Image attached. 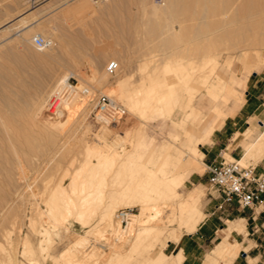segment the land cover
<instances>
[{
  "label": "rangeland",
  "instance_id": "obj_1",
  "mask_svg": "<svg viewBox=\"0 0 264 264\" xmlns=\"http://www.w3.org/2000/svg\"><path fill=\"white\" fill-rule=\"evenodd\" d=\"M171 1L172 3L169 0L170 6L171 4L174 3L172 6L173 10L174 11L177 10V11L173 12L174 15L173 13H170L171 15L164 14L166 17L170 16L169 18L171 19L173 18L172 20H174V16L176 17L175 20L182 19V21L181 20L179 21H181L182 24L186 26V28H188L189 30H192V27H194V25L196 26L195 28H197L198 25L197 23L199 21L203 25L204 23L206 24L208 21H209L208 23L211 24L209 25L207 23L206 25V27L210 26L209 27L210 29L208 30L207 34L206 33H205L206 35L204 34V36L206 37H204L203 34L201 36L199 34L198 35L199 37L197 36L198 38L196 39L195 38L196 36L193 32L192 33L190 32L192 36L189 34H187L188 36L187 35L182 36L183 39L181 40L180 46L184 45L185 47L189 44L190 50L189 48H187L188 47L187 46L186 49L184 48V51L180 53L181 55L179 56L180 57L183 56L181 57L183 59L179 58V56L172 57V60L176 65L174 67V72H176L179 75H182V73H185L187 71L196 70L195 71L196 74L202 72V74L209 75V77L211 76L210 77L211 80L217 79L216 77L217 74L223 76L225 80H229L231 75L236 74L239 79H243L247 72V67L246 64L244 63L245 60L243 59L244 56L243 53L245 52L244 50L246 49L248 52L247 57L251 58V60L255 62V65H259V64L261 65V68L259 70L253 71L248 76L245 84L240 83L236 85L235 89L237 95L231 96L228 101H224L223 99H217L215 102V99H213L209 94L206 93L204 87L194 98V103H196L198 102L200 95L205 94L206 99L201 105L203 107V110L200 112L201 114L204 115L200 116L199 115L200 113L197 112V114L194 115L195 117L192 116L191 118V120L193 121L191 120H189L190 122L187 121L185 125V129L191 130L196 136H198L201 134V127L205 123L215 121L216 123L215 129L217 128L214 131L213 135L209 138V140H205L202 145L198 146L200 151L202 152V155L200 157V162L202 164L200 166L201 169H197V168L190 169L189 167H187L184 164V162H186L184 159V154L180 156L178 152V148H176L177 146H175V142L173 141L175 133L182 135L184 134V127L182 126L181 119L182 117L185 116V113L188 110L187 108L183 109L180 106L176 110L177 113L175 115V119L177 121H172L171 119H169L168 116L167 118H164L166 117V114H168L167 112H169V109L167 110L166 107L171 108V105H168L163 109V112L165 110L164 117L160 116L162 115L161 114L162 111L161 113L159 112L160 114L158 113V111L156 112V114L158 113L159 116L158 115L156 116L155 112L146 113L145 117L142 114L141 116L140 114L136 116L129 115V117H132L133 119L132 118L128 119L127 116V119L125 120L126 125L123 124L116 127H113L114 125H109V127H106L108 128V130L106 129L107 133H105L106 135L108 134L107 136L105 134H103V136L101 135V133L104 132L105 130L104 129L103 131H101V129L105 127H102V123L97 122L96 119L94 118V115L91 114L92 109L94 108L98 98L100 100L102 95L105 94L109 96L113 95V94L110 95V93L112 90H116L114 81L117 77L123 75L122 77L124 79L126 78L125 79L126 88L128 89L131 88L133 89V86L134 89H136L137 87L140 86V82L142 81L141 79L146 74V70L143 71L142 69V65H143L142 63L145 60H147L148 55L149 56L154 55L155 51L156 53L158 52L160 53L159 50L161 48L160 45L162 43L161 40L163 41L164 38L166 37L169 38L168 37L169 33H167L165 29L167 25L164 24L166 26L163 28V23L164 22L171 23V20L169 21L168 17L167 18L165 17L166 20L163 19L164 15H162V13L155 15L152 9L154 8L152 7L153 4L161 5L162 3L165 2V0H0V56H1L0 57V112L1 114L12 115V116H16L20 114L23 116L27 115L29 112V109H27V107L30 108L33 105V102L37 100L41 95L43 96L45 93L47 94L50 91H52V89L56 86L58 81L63 76H65V73H70L71 71H72L70 73L71 84L73 86L76 85L78 87L83 85L82 88L84 87L85 91L91 92V94L89 95L86 94V92L80 91L78 98L75 101H73L71 105L72 107L68 109L66 116L67 118L65 119L62 125L63 129L68 132L66 136L68 139L64 138V140H68V141L65 142L62 140L63 139L62 136L60 137L62 138L60 141L64 142V145H66L64 146L63 150L67 148L65 149L66 151L65 150L63 151L61 149L63 154L61 153V151H59V154L55 153L56 151L55 149H57L56 147L60 145L58 143V145H55V147L52 146L50 148V151L47 150L46 153H44L43 150H40L38 151L36 156L31 154L33 155V158H31L32 157L31 156L29 158L31 159L30 161H26V159L23 158V162L21 163L23 165L16 162L17 164L16 163L14 164H16L17 166H14L13 163L6 164L7 168H5V165L2 166L3 169L1 168V170L3 172L1 171V174L2 173L4 174H2L3 175L2 179L0 176V180H1L0 181V190H1L0 247L2 245L6 247V250H2L0 248V258H1L0 264L3 263L2 258H4L5 251L8 252L10 251V255L11 256L13 255L12 257L16 260L14 261V264L15 262L17 264H56V263L57 264H66V263L67 264H107V263L150 264L151 263V262L149 263L150 259L155 258V256L157 257L159 255L160 250H163L168 255L169 254L172 255L175 252H177V250L181 249L179 242L177 243L176 247H171L165 250V241L167 237H169L170 234H172L173 231L176 230V232L180 233L182 235L181 238H183L185 235L188 234L186 229L183 228V223L181 221V216L179 213V206H177L179 205L180 203L179 201L181 198L179 195H177L178 198L177 197L175 198V196L170 198L166 197L163 199L158 198L159 203H156V205L157 207L160 208L161 212L160 215L155 219V221L151 222V224L156 223V225L162 229L150 232L144 238V240L140 242L142 244L138 245L139 248L138 247L136 248V245H133L135 243L132 244V241L134 242L135 240L133 233H127L126 237L122 236L123 240L121 239V241H116L117 238L115 233L112 234L113 232L111 233L112 234L111 236L109 235L110 233L109 234L107 233L106 234L107 236L106 235L104 236L102 234L103 230L101 229V225L103 226V223H101V225L99 226L97 225L100 224L99 222H100L102 206L98 207L97 208L98 210L96 209L97 211H99V213L96 211L97 214L95 213L96 215H93L91 217L93 220L91 219L90 220L91 223H89L87 226H82L81 224L76 223L72 219L66 221L65 224L63 222L62 225L56 224L57 222L53 219V217H51L52 215L51 216L49 215V211L46 206L47 203L44 202L46 201L48 195L46 193H43V190L45 189V186L49 188L54 186L55 182L59 180L62 174V170H63L62 168L67 166L68 160L71 159L72 155L73 156L76 155L75 157L78 159L74 163V165H72L71 168H76L81 166V163L83 161L81 150L82 151L84 150L83 146L86 145L85 141H88L87 143L90 142V144L92 145H97V144L103 145L104 143L103 140L109 139L111 141L108 140L107 142H109V144H112L111 149L112 147L114 148L116 146V148L118 147L117 148L118 150L121 147L119 149L121 152H125L124 148L126 146L127 156L129 154L130 155L134 154L135 152L136 154H138L137 157L134 159L135 161L133 162L132 161L128 162L127 160H125V163H127L128 165L129 163L135 164L134 162H137L134 166L130 164L131 168L136 169V171L139 170V167L137 166L141 164L140 167L141 166L142 167L139 171H143L145 168L158 170V168L161 166L160 169L163 168L164 171L169 175L179 174L181 172L185 176L184 184L179 189L181 194L186 195V193L189 190H192L194 187H196L197 184H202L203 186H200V188H202L203 192L201 193L199 205L201 207V210L204 211L206 214L205 218L207 217V213H208L207 208L208 207L211 208V206L213 207L211 208V211L213 212L210 216V219L218 218L220 215H222L223 208L218 207L222 203V198L211 187L209 183V176L208 173L206 172V169L208 163L210 164L215 162L216 160H221L223 157L226 158L227 160L241 159L246 151V146L250 142V139H248L247 134H245L246 133L245 131L248 130L247 128L253 129V137L258 136L263 130L257 124L256 118L251 117L248 123H242L241 125H238L237 131H234L235 133H232L229 139L225 141V143H221V144L215 143L217 131L225 126V123L229 118L236 116V114L241 110L240 109L236 114L227 117L230 114V112H228L229 111L228 106L232 103L240 104L244 101L245 98L247 99V97H249L253 92L252 85L254 82L258 83V87L256 88L255 92H257L258 90L260 91L264 90V60H263L264 58H262L264 56V44H263L264 34H261L262 35L261 36L260 30H255V28H252V26L259 27L260 22L264 20V15H263L264 0H174V1L171 0ZM261 2L263 4H261ZM221 3H223L222 6L220 5ZM260 4L263 7H260L261 6ZM174 5H177L178 8L177 6L175 8ZM223 5H225V7ZM204 7L206 8L209 7L210 9H208V11L204 10ZM213 7L218 12H216L213 9ZM223 7L225 8V11L223 10L224 9ZM200 9H202L201 12L204 10V13L202 12L203 16L206 15L205 17L207 18L209 16L210 17L208 19H205L201 15L200 16L201 18L200 17L198 18ZM219 9L221 10L220 12ZM236 11L240 16L236 15L237 14ZM260 11H261V15H258L260 14ZM197 13L198 15L196 16ZM229 14L231 15V17H233L232 19H235L236 22L238 21L237 24L234 22V20L231 19ZM20 16H24V19H26L27 24L37 22L36 27L32 29L29 27L30 25L28 26L29 28L24 27L22 25V22H20L21 20L23 21V19H21ZM242 16L244 19L242 18ZM254 17L256 18L260 17L259 19L262 20H258V18L255 19ZM18 18L20 19V21ZM252 18L254 19V21H252L253 20ZM184 19L186 20V23ZM204 19L206 20V22L203 23L202 20L204 21ZM248 19L249 20L252 19L250 20L251 22H249ZM226 20L229 22H227ZM223 21L225 22V25L222 26ZM239 21H241V23L243 21V23L245 22L249 24L246 25L243 24L244 29H240V27L242 28L241 26L242 24L239 23ZM155 22L157 24H155ZM160 22L161 24H159ZM201 24L199 23L198 26H200ZM5 25L6 26L10 25V26L6 28ZM219 25H220V29H219ZM237 25L240 26L239 29L241 32L236 27ZM212 26L217 27V29L215 28V32ZM11 27H13V29ZM20 28L22 29V31H20L21 30ZM159 28L161 30L163 28V31L165 30L166 32L164 31L163 34V32ZM177 28L179 29L178 24H177ZM40 29L44 30L47 33V37L50 38L52 37V39H54L55 45L53 50L41 51L38 49V47H36L33 44V35ZM225 29L227 32L225 31ZM234 29L237 30L235 31ZM210 30L214 32L215 37L217 36L216 37L217 39L214 37V34H212ZM247 30L252 32H247ZM224 31L226 33H223ZM253 31L255 34L253 33ZM159 32L163 34V38L162 36H159L160 34ZM208 33L210 34V36ZM227 35L230 37H228ZM250 35L252 37H250ZM202 36L204 37V39L205 38L206 39L203 40ZM207 37H209L210 40L212 41L211 42L212 46L213 43H215V45L212 47L213 50L210 49L211 48L210 43L209 44L207 43V40L208 42H210L209 38L207 39ZM218 37H220V39ZM231 38H233L232 42L230 40ZM244 38L248 39L247 42L245 41ZM250 38H254V40L253 39L251 40ZM260 38L262 41H259ZM215 39L218 43L215 42ZM243 39H244V43H243ZM233 40H235L236 42ZM204 41H206V43L208 44L209 49ZM241 41H242L241 45H238L240 43L237 42H241ZM252 41H254L255 43H253ZM228 42H231V44ZM205 45L208 50L206 49ZM152 50L154 53L152 52V54H149V52H151ZM255 50H257L259 53ZM214 57L218 61H213L212 58ZM111 61H117L119 64L118 68L115 71H110L108 67ZM183 61H185V63ZM178 62L181 63V66L178 65L179 64ZM230 62H232V65L229 64ZM210 63H212L213 65L212 64L209 65ZM159 67L161 68V66ZM150 68L152 69L153 67L151 66ZM213 69H215L216 71L213 72ZM93 70H96L97 77L101 75L103 72H107L110 77L109 79H111L109 80L110 82L108 81L101 85H97L96 82L91 80L90 77L93 74L92 73ZM156 72H158L159 82H161V84H165L166 77L162 69H157ZM208 72H210L211 74ZM72 73H74L75 75ZM194 81L195 83L193 84L194 86H196L195 88H197L198 85L201 86L200 78L199 79L196 78V80L194 79ZM162 89L165 90L166 89L165 86L162 87ZM178 94H180L182 101L187 100L186 98H188V96L187 94H185L184 91H180L178 92ZM112 97L115 100L117 99L116 100L117 102L125 106L124 101H122V99L117 98L116 95ZM87 102L90 103L89 106L91 107V110H89L86 119H82L84 116V112L86 113V109H84L83 104ZM214 103H219L221 105L223 112H225L226 115H220L218 117H215L214 113L211 112L210 109V107ZM173 106L174 105H172V107ZM174 107H173L174 109L177 108L176 105ZM150 115L153 116L149 117ZM62 118H65V116ZM178 120H180V122ZM195 120L197 121L201 120L200 124L196 125L195 123H193ZM174 122L175 124H173ZM172 125H174V127ZM99 135H101V138L99 137ZM120 136L123 138L122 141ZM114 137L116 139H114ZM141 137H144V139H142ZM118 141H120V143ZM110 142H114L115 146L114 143H110ZM177 142L180 143V141ZM139 144L142 145L139 147L138 146ZM168 147H171L170 151L172 153L168 151L169 150L167 149ZM142 149L145 151L144 153ZM128 150L130 151L129 154H128ZM138 151L144 154L143 158L141 156L142 153L140 154ZM166 151H168V153ZM153 152L154 153L157 152L155 154L156 157ZM219 153L221 154L217 158L215 154H219ZM177 154H179V156ZM176 155L178 157H176ZM151 156L153 158H151ZM164 156L165 157L168 156L169 159L173 158L175 160L174 161L175 164L173 162V159L169 160L168 158L166 159ZM50 158L51 159L54 158L55 160L53 159L52 161ZM59 159H62V161L60 160L62 163H59L60 162ZM161 159L165 160V162ZM261 159H258V157H250L240 160V162L244 165L258 166ZM166 160H169V162ZM24 161H26V163ZM56 161L59 162L56 163ZM118 161L120 160H117V162L114 163V165H116L114 167L117 168V166H119V163L123 165L121 167H124L125 163L123 164L121 161L120 162ZM27 162L29 165L27 164ZM167 162L170 164H168ZM161 163L163 165H161ZM56 164L58 165L60 164L59 166L61 170L58 168V165L56 166ZM61 164L63 165V167L61 166ZM127 164H125L123 170L128 166ZM10 165H12V167ZM116 168H113L114 170L112 171L114 173L111 172L112 176L115 175ZM127 168L125 170L128 172L129 168L128 170ZM7 169H11L10 171L13 170L12 173ZM21 169L27 172V174H25L24 171H21ZM117 169H119L118 171L121 170L120 174L123 172L121 168L118 167ZM4 170L7 172L5 173ZM17 170L21 174L18 173ZM118 171L116 170V172ZM139 171H137L138 175L135 174L134 170H132V172H128V174L132 176V174L134 173L135 178L136 176H139L141 178ZM8 172L12 178L14 177V181H11L12 179L10 176L8 179L6 175ZM160 172L159 173L162 174L163 171ZM145 173L146 171H143V175H145ZM124 174H126L127 178L126 177L124 178ZM128 174L122 173L120 177H123L122 179L124 180L120 179L121 182L119 184L121 185L123 184V186L126 185V187L129 186V184L126 182H129L132 179L130 180L128 179L129 178ZM47 175L49 177L50 176L53 177V179L51 177H50L51 179H48L49 177ZM111 175H109V178ZM24 176L26 179L24 178ZM116 177L119 176L116 175ZM144 177L146 176H142V179ZM112 178L114 179L115 177ZM112 178L110 179L113 180ZM135 178L133 177V179ZM119 186L120 185L116 184V186L112 188H116ZM37 188L39 191L37 190ZM33 192L34 194H32ZM108 197L109 196L104 197L105 202H108L110 200ZM107 198L109 200H106ZM105 202L103 200V204ZM122 205L121 207L119 205V207L117 208L119 209L127 208L129 209V211L134 213H138L140 211V207L136 204L134 205V203H131V205L127 204L128 206H126V204L124 206ZM117 208L114 209L113 215L115 214V212H117L118 210ZM168 214L171 215L169 216ZM171 218L174 219L173 222L170 221ZM219 219L220 222L225 224V226H227L228 228L230 227V231L229 232L225 231L226 234H220L212 243H210L206 247L207 250L204 255V261L201 264H205L208 256L212 254V250L218 244H220L223 241L233 242L234 240H236L233 239L231 235L233 229L242 233L245 236L246 241L245 243H242L238 240L234 241V242L238 241L241 244L239 251L237 250L238 254L234 257L232 264H248L249 258H253V257L255 264H264V252L260 255L259 253L260 247H256L254 249L249 250L250 247L254 245L253 241H249L248 243L249 251L247 255L241 254L242 250L245 248L246 242L248 241L245 221L241 223L238 222L240 220L238 219V220H232L234 222L226 221L225 223V221L222 220L220 217ZM30 221H32L33 223ZM201 222L202 221H200L199 224ZM242 224L244 225V227ZM122 226L123 228L126 227L125 224H122ZM90 229H97V232L89 233V231H91ZM7 231L8 233L10 231L11 234L9 235ZM41 231H43V233H41ZM83 238L85 239L84 243L79 245L72 262H70L69 260L68 261L64 260L60 257V253L62 250H64L66 247L70 246L74 242L80 241V239ZM26 243L27 244L29 243L28 245L33 248L34 252H32L33 254H31L33 256H30V254L27 255V253H25L26 252L25 249L28 246ZM41 243L44 244V248L47 247L46 248L47 250L46 249H44V251H42L43 249L41 250ZM132 247L133 248L135 247L136 250L135 248L132 249ZM131 249L132 251L134 250L135 252L133 251V253H131L132 252ZM113 250L114 251L117 250L118 252L117 251L116 252L120 254V257H117L116 259L115 257L118 256V254L116 252H115L116 254L113 253L114 252ZM13 252L15 253L13 254ZM257 252L258 255H256ZM102 253L103 254L105 253L104 254L105 257L103 256ZM100 256H103V258ZM152 262L154 264V261ZM250 262L254 264L252 260ZM183 264H188V263L186 262L184 263V259H183ZM210 264H225V259L222 257H217L216 259L210 261Z\"/></svg>",
  "mask_w": 264,
  "mask_h": 264
},
{
  "label": "bare ground",
  "instance_id": "obj_2",
  "mask_svg": "<svg viewBox=\"0 0 264 264\" xmlns=\"http://www.w3.org/2000/svg\"><path fill=\"white\" fill-rule=\"evenodd\" d=\"M170 2L172 3L171 0H170ZM170 2H169V0H165V2L162 3L161 5L153 4L152 3L153 4L152 7H154L152 9H153L155 15L156 14H159V13H162V15H164V14H166V15L168 14L169 15L170 13L176 12L177 10L174 11L173 10V7H172L174 3L171 4V6H170ZM262 2H261V4H263ZM223 3H221L220 5L222 6ZM251 3H252V1H251ZM228 4H229V2H228ZM249 4H250V2H249ZM174 6L176 8L177 5H174ZM223 6L225 7V5H223ZM263 6H264V4H263ZM263 6L261 5L260 7H263ZM177 8H178V6H177ZM202 9L199 10V16H198V18L201 15L203 16L204 10H207L208 11V9H210V8L209 7L208 8L204 7V10L202 11L203 13L201 12ZM213 9H214V7H213ZM223 10L225 11V8ZM215 11L218 12L217 10H215ZM220 11L221 10L219 9V12ZM200 12H201V14H200ZM178 13H179V11H178ZM207 13H209V12H207ZM225 13H227V12H225ZM236 13L235 14L238 15V12L237 11H236ZM211 14H212V12H211ZM173 15H174V13H173ZM197 15H198V13L196 14V16ZM258 15H261V11H260V14H258ZM194 16H195V14H194ZM205 16H203L205 19H208L210 17L209 16L207 18ZM212 16H214V15H212ZM238 16H240V15H238ZM249 16H250V13H249ZM20 17H21V19H23V21L22 20L20 21L19 18L18 19H19L20 22H22V25L24 27H28L29 25H30L29 27L31 29L36 27L37 22L36 23L27 24V21H26V19H24V16H20ZM163 17H164L163 19H165L166 16L164 15ZM167 17H168L169 21L171 20V23L168 22V21H167L168 23H165L164 22L163 23V28L167 25L165 27V29H166L167 33H169V35H168L169 38L166 37V38H164L163 41L161 40L162 43L160 42L161 43L160 44L161 45V48L159 50L160 53L159 52L156 53V51H155L156 49H155L154 50L155 51V54L154 55H150V56L148 55L147 60H145L142 63L143 64L142 65V69H143V71L146 70V74H145V76L142 77V79H141L142 81L140 80L141 81L140 82V86L137 87L136 89H134V86H133V89L132 88L131 89L126 88V81H125L126 78L124 79L122 77L123 75L120 76V77H117L115 79V81H114V84L116 86L115 87L116 90H112L111 93H110V95H112V94H113L112 96L116 95L117 98L122 99V101H124L125 106L122 105L124 112H121L120 113V116H117V115H115V112L107 104H101L99 102V98L97 99L96 104H95L94 108L92 109L91 114L94 115V118L96 119L97 122L102 123V127H105V128H102L101 127L102 128L101 131H103L105 129L104 132L101 133L102 136H103V134L107 133L106 132V129L108 130V128H106V127H109V125H114L113 127H116V126H120V125L125 124V120L127 119V116H128V119L129 118H132V117H129V115L136 116V115L140 114V116H141V114H142L145 117V114L146 113H149V112H153L154 113L155 112V114H156L157 111H158V113L159 112L161 113V111H162V113H161L162 115H160V116H163L164 117L165 116V114H164L165 113V110L163 112V109L166 106H168V105H171V108H167L166 107L167 110L169 109V112H167L168 114H166V117H164V118H167V116H168L169 119H171L172 121H177L175 119V115L177 113L176 110L180 106L183 109L184 108L185 109L186 108L188 109L186 111V113H185V116L182 117V119H181L182 126L184 127V133L187 134V131L185 130V125H186L187 121L191 120L192 116H194V115L197 114L196 108L193 105V101H194V98L197 96V94L201 91V89L204 87L205 88V91L208 94H210L211 96H213L215 99H218V97H220L224 91H230L231 90V86H229L228 83L223 78H221L218 75L216 76L217 79H214V80L212 79L211 80V78H210L211 76L209 77V75L202 74V72L199 73V74H196V72H195L196 70L195 71H187L185 73H182V75H179L176 72H174V67L176 65L174 64V62L172 60V57L181 55L180 53H182V51H184V48L186 49L187 46H188L187 48H189V44L187 46H185V47H184V45H181L180 46L181 40L183 39L182 36L183 35H187V34H189V35L192 36V34H190V32L191 33L193 32L195 34V36H196L195 38L197 39L199 37L198 36L199 34H200V36L202 34L204 36L205 33L207 34L208 30L210 29L209 28L210 26H207L206 27V25H207V23L209 21L205 24L204 22H206V20L204 19V21L202 20V22L204 23V25L201 24V22L199 21L197 24L199 25V23H200L201 24L200 26H198L196 24L197 25V28H195L196 26L194 25V27L191 26L192 27V30H189L188 28H186V26H184L182 24V22H181L182 19H179V20H181V21H179L177 19L175 20V18H176L175 16H174V20H172L173 18L172 19L169 18L170 16H167ZM230 17H231V15H230ZM232 18L233 17H231V19ZM234 18H235V16H234ZM242 18H243V16H242ZM246 18H247V16H246ZM254 18L257 19L258 17L257 18L254 17ZM259 18H258V20H262V19H259ZM252 19H250V20H252ZM232 20H234V22L236 24L238 23V21L236 22L235 19H232ZM248 20H247V22H248ZM250 20H249V22H251ZM252 21H254V19ZM221 22H222V19H221ZM227 22H229V21H227ZM175 23L178 24L179 29L177 28V24H175ZM185 23H186V20H185ZM218 23H219V21H218ZM239 23H241V21H239ZM155 24H157V23L155 22ZM159 24H161V22ZM164 24H166V25H164ZM208 24L211 25L210 23H208ZM241 24H242L241 25L242 28L240 26H238V25L236 27L238 29H239V27H240V29H244L243 24L246 25V24H249V23H245V22L243 23V21H242ZM19 25H21V24H19ZM223 25H225V22L224 21H223L222 26ZM9 26L10 25H7L6 28H8ZM216 26H217V24H216ZM212 27L214 28V32H215V28L217 29V27H214V26H212ZM11 28L13 29V27H11ZM163 28H162V30L160 28L159 29L164 34V31L165 30L163 31ZM252 28H255V30H260L261 32H264V20L260 22L259 27H253L252 26ZM219 29H220V25H219ZM227 29H228V27H227ZM240 29H239V31H240ZM222 30H223V28H222ZM20 31H22V29ZM32 31H34V30H32ZM225 31H226V29H225ZM225 31L223 33H226L227 32V31L226 32ZM214 32H212V34H214ZM247 32H252V31L247 30ZM261 32H260V35L261 34H264V33H261ZM159 33H160L159 36H162V38H163V34H161V32H159ZM253 33H254V31H253ZM24 35H26V34H24ZM35 35H42L43 37L48 38V39H50L52 41L51 46L46 47V48H39L38 47L39 50H41V51L53 50L54 45H55V41H54V39H52V37L51 38L50 37H47V33L44 30H41V29L38 30L33 35V38H34ZM209 36H210V34H209ZM202 37H200V38H202ZM204 37H206V36H204ZM204 37L202 38L203 40L206 39V38L204 39ZM214 37H215V34H214ZM228 37H230V36H228ZM242 37H244V36H242ZM250 37H252V36L250 35ZM208 38L209 37H207V39ZM218 38L220 39V37H218ZM30 39H32V38H30ZM216 39H215V42L218 43L216 41ZM232 39L233 38L230 39L231 42H232ZM244 39H243V43H244ZM250 39L251 40L252 39L254 40V38H250ZM247 40L248 39H245L246 42H247ZM251 40H250V42H251ZM202 41H201V43H202ZM209 41L210 42H208V40H207V43L208 44L210 43V47H211L210 49L213 50L212 47L215 45V43H213V46H212L211 45L212 44L211 43L212 41L210 40V38H209ZM233 41H235V40H233ZM259 41H262L261 38H260ZM204 42L206 43V41H204ZM231 42H228V43L231 44ZM252 42L255 43L254 41H252ZM207 43H206V45L208 46ZM237 43H240L238 45H241L242 41L241 42H237ZM160 45H159V47H160ZM206 45H205V47H206ZM250 45H252V44H250ZM179 46H180L181 49L179 48ZM178 49H180V50H178ZM206 49H207V47H206ZM208 49H209V46H208ZM189 50H190V48H189ZM244 51L245 52L244 53L242 52V53L244 55L243 56V59L245 60L244 63L246 64V67H247L246 75L248 76L252 72V69L254 68L255 62H253L251 60V58H248L247 57V55H248L247 54L248 53L247 52V49L244 50ZM255 51H257V50H255ZM152 52H153V50L151 52H149V54H152ZM181 57H183V56H181ZM181 57L179 56V58H181ZM205 57H207V56H205ZM208 58H209V56H208ZM262 58H264V56ZM181 59H183V58H181ZM185 59H186V57H185ZM212 60L213 61H218L215 57L212 58ZM176 61H177V59H176ZM183 62L185 63V61H183ZM184 63H183V65H184ZM197 63H199V62H197ZM211 64L212 63H210L209 65H211ZM229 64L232 65V62H230ZM178 65L181 66V63H179ZM231 65H229V66H231ZM151 66L153 67L152 69L150 68ZM159 66H161V68ZM157 69H162V71L164 72L165 77H166L165 84H161V82H159V80H158L159 79L158 78V72H156ZM214 71H216V70L213 69V72ZM210 72H208V73H210ZM70 73H65V76H63L58 81V83L52 89V91H50L47 94L45 93L43 96L41 95L42 97L41 96L39 98L37 97L38 99L33 102V105L30 108L27 107V109H29V112H28L27 115L23 116V115L20 114V115L12 116V115H3L0 112V176H1V179L3 178L2 177L3 176L2 174H4V173L1 174V171H2L1 168H2L3 165H5V168H7L6 164H8V163L9 164H11V163L14 164V163L17 162V163H20L21 164L23 162V158H25L26 161H30L31 159H29V158L31 156H32L31 158H33V155L36 156V154L38 153V151L43 150V152L46 153L47 150L50 151V148L52 146L55 147V145H58V143L60 145L56 147L57 149H55L56 150L55 153H58L59 154V151H61V153H62V150H63L64 146H66V145H64V142H62L60 140L63 138L62 139L63 141H65V142L68 141V140H64V138L65 139H68L66 137L67 134H68V132L66 130H64L63 129V126H62L63 123H64V121H65V119L67 118L66 116H67L68 109H70L72 107L71 105H72L73 101H75L78 98V95H79V92L80 91L86 92V94H89V95L91 94V92L85 91L84 87L82 88L83 85H81L79 87L76 86V85L73 86L71 84V82H70V77H71L70 76ZM92 73H91L92 76H90L91 77V80H93L94 82H96L97 85H101V84H103V83L108 82L109 80H111V79H109L110 77H109V74L107 72H103L98 77L96 76V73H97L96 70H93ZM72 74H74V73H72ZM196 78L197 79L200 78V81H201V86H199L197 84L198 85L197 88H195L196 86H194V84H193V83H195L194 79L196 80ZM231 81H233V82H239L238 78H236L234 75L231 76ZM164 86L166 88L165 90L162 89V87H164ZM180 91H184L185 94H187V96H188V98H186L187 100L182 101V99L180 97V94H178V92H180ZM102 96H107L109 98H113L112 96H109V95H106V94L105 95H102ZM31 104H32V102H31ZM89 104H90L89 102L83 104L84 109H86V113L84 112V116H83L82 119H86V117H87V115L89 113V110H91V107L89 106ZM172 105H174V106L176 105L177 108L174 109L175 107L173 106L174 107L173 108ZM26 112H27V110H26ZM220 112H222V111L220 110ZM158 113L156 114V116L157 115L159 116L160 113L159 114ZM218 114H219V112H218ZM153 115H150L149 117H151ZM64 116H65V118H62ZM163 120H166V119H163ZM178 121L180 122V120H178ZM191 121H193V120H191ZM173 124H175V122ZM172 126L174 127V125H172ZM177 132H178V129H177ZM179 132H181V131H179ZM142 133H143V131H142ZM96 134H94V135H96ZM101 135H99L100 138H101ZM61 136H62V138H60ZM116 136H117V134H116ZM181 136H182V134L175 133L174 134L173 141L175 142V146H177L176 148H178V152H179L180 156L184 154V159L186 161V162H184V164L187 167H189V168H191V167H196V168L199 167V165H200L201 162H200V159H199L200 158V152H199L198 146L196 145L194 147V149L191 150V151H186L177 142V141H181ZM247 136H249V135L247 134ZM115 137H114V139L117 138V137L116 138ZM144 137H145V135H144ZM144 137H141V138L144 139ZM260 137L261 138L258 139V141H256L254 144H252L250 146L251 149H248V151H250L249 152L250 155L248 154L250 157H251V155L258 156L257 154H259V157H260V154L264 153V132H263V136H260ZM208 138L209 137H206V138L200 140V142H202L201 144H203V142L205 140H209ZM103 139H104V137H103ZM111 139H113V138H111ZM122 139L123 138L121 137V141H122ZM108 140L109 139L103 140V142H104L103 145H98V144L97 145H92V144H90V142L87 143L88 141H85V144L86 145L83 146L84 147L83 148L84 150L83 151L81 150L82 156H83L82 157L83 158V161L81 163V166L76 167V168H71L72 165H74V163L78 159V158L75 157L76 155L75 156L72 155L73 157L71 156V159L68 160L67 166L65 165L66 167H63V165L61 164V166L63 167L62 168L63 169L62 170V174H61L59 180L55 182L54 186H52L50 188L47 187V186H45V189L43 190V193H46L48 195V197H47L46 201H44V202L47 203L46 206L48 208L49 215L50 216L52 215L51 217H53V219L57 223L55 221L54 222L56 224H61L62 225L63 222L65 224L66 221H69V220L72 219L76 223L81 224L82 226H87L89 223H91L90 222V220L92 219L91 217L93 215H96L97 212L99 213V211H97L98 210L97 208L102 206V211H101V215H100V222H99L100 224H97L99 226V225H101V223H103V226L101 225V229L103 230L102 231V234L105 236L107 233L108 234L110 233L109 235L111 236L112 234L115 233L116 238H117L116 241H121L122 236L126 237L127 236V233H133L135 240H134V242L132 241V244L135 243L133 245H136V248H137L139 244H142L140 242L142 240H144V238L150 232L155 231V230L157 231V230L162 229L159 226H157L156 223L155 224H151V222L152 221H155V219L160 215V212H161L160 211V208L157 207V205H156V203H159L158 202L159 201L158 198H162L163 199V198H166V197H169L170 198V197H174V196H175V198L176 197L178 198L177 195H179L181 198H180V201H179L180 203L177 206H179V213H180V216H181V221L183 223V228H185L188 233L189 232H193L197 228L198 223L203 218V212H202L201 207L199 205L202 190H199V189L195 188V189H193L191 191L189 190V192H187L186 195H182L181 192L179 191V189L183 185L184 175L181 172L179 174L169 175V174H167L164 171L163 168L160 169L161 166L158 168L159 171L157 169H149V168L146 169L145 168L146 170L144 169L143 171H146V173H145V175H143V171H139L141 169V167H142V166L140 167L141 164L139 166L136 165L137 167H139V170H137V171H139L140 176H141V178L139 176H136V178L139 177V178L136 179L134 173L133 174L130 173V174H132V176H131V175L128 174V172H132V170H134V172L136 171V169H134V168L132 169L131 168V165L134 166L137 162H134L135 164L129 163V165L131 164L129 166L127 163H125V160H127L128 162H130V161L133 162V161H135L134 159L137 157L138 154H136V152L135 153L133 152L134 154H131L130 155L129 152L132 150L130 148L131 150L130 149H129L130 151L128 150V154L129 155L127 156V154H126L127 153L126 146H125V148L123 147L125 149L124 150L125 152H121L119 150L121 147L118 149L119 150L118 151L117 150L118 147L116 148L114 142H110V143H114V146H115L114 148L112 147V149H111V145L112 144H109V142H107ZM109 141H111V140H109ZM60 142H62V143H60ZM83 142H84V140H83ZM118 142L120 143V141H118ZM140 142H142V141H140ZM200 142H199V144H200ZM141 145L139 144L138 146L140 147ZM123 148H122V150H123ZM170 148L171 147H168L167 148V149H169L168 150L169 152H171L170 151ZM65 149H67V148H65ZM144 150H143V153L145 152ZM146 150H147V148H146ZM168 151H166V152L168 153ZM247 152H246V154H247ZM42 153H41V156H42ZM139 153L141 154L142 152H139ZM143 153L141 154L142 158H143V155H144ZM156 153H154V155ZM31 154H33V155H31ZM53 154H54V152H53ZM179 154H177V155L179 156ZM154 155H153V157H154ZM165 155H167V154H165ZM177 155H176V157H178ZM125 156H127V157H125ZM174 156H175V154H174ZM56 157H57V154H56ZM56 157H54V158H56ZM153 157L151 156V158H153ZM155 157H156V155H155ZM165 158L167 159L168 156L165 157ZM53 159H51V160L53 161ZM163 159H161V160H163ZM171 159H173V158H171ZM171 159H169V160H171ZM60 160L62 161V159H59V161ZM117 160H120L123 164L125 163V164L128 165L127 167L129 168V170L126 167L127 170H128V172L125 170L126 168L124 169L125 172L123 170V168L125 167V164H124V167H121V166H123L121 163H119V166H117V168L119 167V168H121L123 170L122 173H127L128 174V176H129L128 179L129 180L132 179L130 181L129 180H126V181H129V182H126L125 181L126 183L129 184L128 187H126V185L123 186V184L122 185L119 184L121 182L120 179H122L123 177H120L122 175V173L120 174V171L121 170L118 171L119 169H117L116 167H114V166H116V165H114V163H116ZM169 160H166V161L169 162ZM26 161H24V162L26 163ZM59 161H56V163H58ZM61 161L59 163H62ZM120 161H118V162H120ZM163 161L165 162V160H163ZM174 161L175 160L173 159V162ZM181 161H182V159H181ZM162 163H161V165H163ZM16 164H14V166H17ZM27 164H28V162H27ZM168 164H170V163H168ZM171 164H173V163H171ZM174 164H175V162H174ZM21 165H23V164H21ZM57 165L58 164H56V166ZM59 165H58V168L60 169V166ZM148 165H149V162H148ZM10 166L12 167V165H10ZM18 167H19V165H18ZM47 167H49V166H47ZM112 167L113 168H116V170L118 171V172H116V170H115V175L114 176L111 175L112 173H114L112 171V170H114ZM20 168H21V166H20ZM155 168H157V167H155ZM23 169H24V167H23ZM71 169H73V170H71ZM7 170L10 171L11 169H7ZM15 170H16V168H15ZM18 170H17V172L20 173ZM12 171H10V172L12 173ZM21 171H24V170L21 169ZM137 171L135 172L136 175H138L137 174ZM160 171H163L162 174H160L161 173ZM168 171H170V170H168ZM6 172L7 171H5V173ZM25 174H27V172H25ZM6 175H7L8 179H9V176H10L9 175V172ZM109 175H111L110 178H112V177H115V178L114 179L112 178L113 180H111L109 178ZM116 175L119 176V177H116ZM17 176H19V175H17ZM142 176H146V177H144L142 179ZM50 177L48 179H51V178L53 179V177H51V178ZM125 177H126V174H124V178ZM133 177L135 179H133ZM24 178H25V176H24ZM116 178H118V179H116ZM11 179H10L11 181H14V177L13 178L11 177ZM122 180H124V179H122ZM125 182H124V184H125ZM116 184L120 185L121 187L119 186V187H116V188H112V187H115ZM26 188H28V187H26ZM2 189H3V187H2ZM35 189H36V187H35ZM37 190H38V188H37ZM0 192H1V190H0ZM32 194H34V192ZM105 196H109L108 198L110 200L108 198L106 199V200H109L108 202H105V199H104ZM103 200L105 202L104 204H103ZM131 203H134V205L136 204V205H138L140 207V211L138 213L131 212L127 208H121V209L117 208V207H119V205H120V207H121L122 204H123L122 206H124L125 204H126V206H128L129 204L131 205ZM159 206H161V205H159ZM115 208H117L118 210L116 209L117 212H115V214L113 215V212H114V209ZM18 209H19V207H18ZM174 209H176V208H174ZM99 210H101V209H99ZM172 210H173V208H172ZM32 221H33V218H32ZM32 221H30V222H32ZM170 221L173 222L174 219L171 218ZM122 224H125L126 227L123 228ZM180 225H182V224H180ZM180 225H179V227H180ZM95 227H96V225H95ZM90 230L91 231H89V233H91V232L92 233H96L97 232V229H90ZM7 233H8V231H7ZM41 233H43V231H41ZM8 234L9 235L11 234L10 231H9ZM181 237H182V235L180 233L176 232V230L173 231L172 234H170V236L167 237V239L165 241V247L167 246V244L169 242H171L173 240L174 241H179ZM84 240H85L84 238L83 239H80V241H76L73 244H71L70 246L66 247L64 250L61 251L60 257L62 259H64V260H67V261L69 260L70 262H72V260L75 257L76 250L78 249V247H79L80 244H83L84 243ZM221 243H224V242H221ZM238 246L239 245H237L236 243L235 244H229V243L226 244V242H225V245H220L219 247H217L213 251H214V253H215L216 256H220V257H225L226 258V256H233V255H235L237 253ZM0 248L2 250H6V247H4L2 245H1ZM46 248H44V244L41 243V250L43 249L42 251H44V249H46ZM134 248L132 247V249H134ZM136 248H135V250H136ZM132 249H131V251H132ZM25 251L24 252L27 253V255L30 254V256H33L31 254H33L32 252H34V250L29 245L26 247ZM116 251H114L113 253H115ZM133 251L131 253H133ZM15 252H13V254ZM4 253H5L4 258H2V262L3 263H1V264H14V261H16V260L12 257L13 255L12 256L10 255V251L9 252L8 251H5ZM104 254H103V256H104ZM103 256H100V257L103 258ZM209 256H211V255H209ZM1 257H3V256H1ZM117 257H120V254H118V256H116L115 258L117 259ZM151 259H150L149 263L151 262L152 264H153L152 261H154V264H182L183 252H182V250H180L179 253H177V254H175L173 256H169L163 250H160L159 251V255L157 257L155 256V258H153L152 261H151ZM58 260H59V258H58ZM112 261H114V260H112ZM250 261H249V263L252 264V262H250ZM108 262H111V261H108ZM229 262H230V260H229ZM207 263L208 262H206V264ZM15 264H17V263L15 262ZM107 264H109V263H107ZM228 264H230V263H228Z\"/></svg>",
  "mask_w": 264,
  "mask_h": 264
},
{
  "label": "crops",
  "instance_id": "obj_3",
  "mask_svg": "<svg viewBox=\"0 0 264 264\" xmlns=\"http://www.w3.org/2000/svg\"><path fill=\"white\" fill-rule=\"evenodd\" d=\"M260 68H261L260 64L255 65L254 68L252 69V72L259 70ZM254 73H256V72H254ZM217 75L220 76L221 78H223V76H221L219 74H217ZM233 75L236 78H238V76L236 74H233ZM231 76H230L229 80H225L223 78L228 83V85L231 86V90L230 91H224L222 93V95L220 97H218V99L224 98L223 99L224 101H228L231 96H236L237 95L236 89H235L236 85H238L240 83L245 84V82L248 78V76L245 74L243 79L238 78L239 82H233V81H231ZM257 87H258V83L254 82L252 85L253 92L251 93V95L249 97H247V99L245 98L244 101L240 104L232 103L228 106V108H229L228 112H230V114L227 117L234 115L240 109L241 110L236 114V116L229 118L227 120V122L225 123V126L224 127L221 126L222 128L217 131L215 143H218V144L225 143V141H227V139H229L230 135L232 133H235L234 131H237L238 125H241L242 123H248L251 117L256 118L257 124L263 130L261 131V133L258 136L253 137V129L247 128L248 132L247 131H245V132H246V134L249 135L248 139H250V142H249L250 145L248 144L246 146V151L244 153V155L246 157L243 155L241 160H243V158L244 159L250 158V156H249L250 151H248V149H251L250 146L252 144H254L256 141H258V139L261 138L260 136H263V132H264V90L263 91L258 90L257 92H255ZM211 97L214 98L213 96H211ZM205 99H206L205 94H202V95H200L198 102L194 103V101H193V105L196 108L197 112L200 113L203 110V107L201 105L203 104ZM216 100L217 99H215V102H216ZM245 100H246V102H245ZM210 109H211V112L214 113L215 117H218L220 115H226L225 112H223L221 105L219 103H214L210 107ZM220 110L222 112H220ZM218 112H219V114H218ZM199 115L203 116L204 114L200 113ZM200 122H201V120H199V121L195 120L193 123H195L196 125H199ZM215 127H216L215 121L205 123L201 127V134L198 136H196L191 130L185 129L187 131V134L184 133L181 136V141L179 144L186 151H191L194 149V147L196 145L197 146L202 145L201 144L202 142H200V140H202L206 137L210 138L213 135L212 133H214V131L217 129V128L215 129ZM199 142H200V144H199ZM199 152H200V157H201L202 152L200 151V149H199ZM246 152H247V154H246ZM220 154L221 153L215 154V156L218 158ZM257 155L258 156L251 155V157H258V159H261L262 157L263 158L260 160L258 166H255L256 172L264 175V153L260 154V157H259V154H257ZM210 164L208 163L207 166ZM201 165L202 164L200 163V165H199V167H197V169H200ZM194 168H196V167H191L190 169H194ZM206 172L208 173L207 169H206ZM208 176H209V173H208ZM184 181H185V176H184ZM184 181H183V184H184ZM198 183H200V182H198ZM200 186H203V185L197 184L196 187H194L193 189L197 188L199 190H202V188H200ZM202 192H203V190H202ZM211 208H213V207L211 206ZM211 208L210 207L207 208L208 213H207L206 218H205V215H206L205 212L202 211L205 219L204 218L201 219L202 222L200 224L198 223V226L194 230V232H189L183 238H180V240L182 239L181 241L180 240L179 241H171L168 243V245L165 247V250H167L171 247H176L177 243H179V242H180V248H181V249L177 250V252H175L174 254H172V255L169 254V256H173V255L179 253L180 250L183 249L184 263L185 262L188 264H201V263H203L204 255H205L206 250H207L206 247L210 243H212L220 234H226L225 231H228V232L230 231V229H229L230 227L228 228L227 226H225L224 223L220 222L219 217L222 220H224L225 223H226V221L231 222L232 220H238V219H240L238 222H241V223L243 221H245L248 241L246 242L245 248L241 252L242 255H247L249 250L254 249L256 247H260L259 248L260 255L264 252V208L258 207V206H254L252 208L241 207V206H239L237 201H233L232 203L224 204V207L222 210V215H220L218 218L210 219V216L213 212V211H211ZM232 222H234V221H232ZM235 222H237V221H235ZM243 227H244V225H243ZM231 235H232L233 239H236L242 243H245V241H246L245 236L242 233L236 231L235 229H233ZM236 240H234V241H236ZM234 241L233 242L223 241L224 243L218 244L213 250H215L220 245H225V242H226V244L227 243H229V244H235L236 243L237 245H239L238 246V251H239L241 243L238 241L237 242H234ZM249 241L254 242V245L252 247H250V249L248 248ZM213 250H212V254H210L211 256H208L209 258H207V261H206V262H208L207 264H210V261H212L214 259V257H215V259L217 257H220V256H216ZM238 251L235 255H233L234 257L238 254ZM256 255H258V252ZM233 256H226V258L222 257V258H225V264H228V263L232 264V261L234 259ZM253 258H249V261L252 259V261L255 263ZM229 260H230V262H229ZM206 262H205V264H206ZM182 264H183V260H182ZM248 264H250V263L248 262Z\"/></svg>",
  "mask_w": 264,
  "mask_h": 264
},
{
  "label": "built area",
  "instance_id": "obj_4",
  "mask_svg": "<svg viewBox=\"0 0 264 264\" xmlns=\"http://www.w3.org/2000/svg\"><path fill=\"white\" fill-rule=\"evenodd\" d=\"M33 43L39 48H46L51 46L52 41L42 35H35ZM118 66L117 61H111L108 67L110 71H115ZM99 102L107 104L117 116L124 112L122 104L114 98L102 96ZM207 171L211 187L222 198L219 208L233 201H237L241 207L264 208V175L257 173L255 166L244 165L239 160H227L223 157L208 165Z\"/></svg>",
  "mask_w": 264,
  "mask_h": 264
}]
</instances>
